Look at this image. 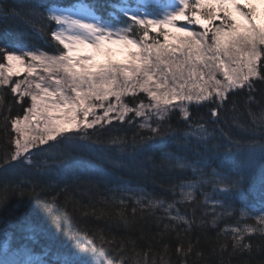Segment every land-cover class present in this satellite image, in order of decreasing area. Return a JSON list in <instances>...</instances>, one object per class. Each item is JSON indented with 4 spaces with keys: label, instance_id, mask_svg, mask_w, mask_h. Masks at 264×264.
I'll return each mask as SVG.
<instances>
[{
    "label": "snow or ice",
    "instance_id": "1",
    "mask_svg": "<svg viewBox=\"0 0 264 264\" xmlns=\"http://www.w3.org/2000/svg\"><path fill=\"white\" fill-rule=\"evenodd\" d=\"M29 14L35 35L42 40L50 36L55 46L51 53L29 48L10 38L7 29L0 37V86L10 87L23 111L22 115H11V104L5 107L6 97L0 96L3 129L6 136L11 134V150L0 157V206L8 202L10 194L23 198L35 190L36 185L31 180L25 184L18 179L21 176L60 177L75 166L100 173L105 164L118 165V160L98 151L90 141L105 125L125 122L129 113L142 118L138 126L151 133L145 139H163L175 135L163 122L178 109L189 122L181 137L183 144H207L215 137L204 123L190 122L189 106L213 105L210 115L215 124L230 94L248 89L251 101L255 82L264 81V0H104L103 4L72 0L67 5L62 0H48L31 8ZM37 21L47 24L37 28ZM118 54L124 58H115ZM139 93L146 95L147 104L140 100L132 107L124 102L129 96L135 100ZM237 130L249 139L233 140L221 129L229 147L217 167L208 160L190 161L174 152L161 153L159 167L191 170L197 176L174 186V190L179 189V199L171 203L147 199L145 204L143 193L136 197L142 210L161 209L167 214L157 219L168 221L165 231L176 232L175 264H188L190 255L202 257L190 240L185 247L183 236L193 221L177 204L195 202L197 191L211 185V195L201 193L204 203L211 201L213 209L231 207L221 197L242 193L252 166L264 161V110L259 118L253 115L247 126L237 122ZM112 143L123 144L117 140ZM86 156L91 159H84ZM236 161L240 162L238 169L232 166ZM209 168L210 173L206 171ZM253 189L258 192L259 207L242 205L240 216L255 223L222 230L232 235L230 245L217 242L221 256L229 246L230 257L250 254L253 245L247 238L253 234L264 237V173L259 188L253 185ZM117 191L134 193L135 189L122 186ZM45 211L59 232L61 218L53 215L50 207ZM211 215L215 226L223 213L213 211ZM120 219L128 223L123 213ZM0 223L5 225L0 228V264H114L102 233H65L68 243L54 248V235L41 224L26 222L20 228L23 235L17 238L7 231L10 222ZM42 238L49 243H41ZM119 247L123 250V243ZM113 253L120 255L115 249ZM169 253L170 245L165 244L159 259H149V250L143 256L137 252L134 260L120 256V264H172L163 258ZM217 264L224 262L221 259Z\"/></svg>",
    "mask_w": 264,
    "mask_h": 264
},
{
    "label": "trees",
    "instance_id": "2",
    "mask_svg": "<svg viewBox=\"0 0 264 264\" xmlns=\"http://www.w3.org/2000/svg\"><path fill=\"white\" fill-rule=\"evenodd\" d=\"M47 2L48 0H0V37H3L7 29L10 38L21 44L29 48L38 47L51 53L55 42L51 41L50 36L47 40L38 38L32 24L29 23L32 19L29 10ZM62 2L67 5L72 0H62ZM98 3L103 4L104 0H98ZM13 10L16 14H13ZM100 11L106 12L107 9L101 8ZM4 13L8 15L5 16ZM46 24L47 21H37L36 27L40 28ZM0 96L6 97L5 107L11 104V115L14 116L17 112L23 114L22 108L15 103L16 97L11 94L10 87L0 86ZM251 96L250 101L248 89L230 94L228 102L220 112V120L215 124L212 123L215 118L210 115V108L213 105L203 103L189 106L190 122L193 125L204 123L209 133L215 137L207 144L197 145L195 142L183 144L181 137L188 130L189 122L185 121L178 109L171 112L163 122V127L167 129L171 126L175 135L169 134L163 139H145L151 136V133L138 126L142 123V118L129 117L123 123L114 121L111 125H105L92 135L90 142L98 151L107 153L111 158L118 160L120 162L118 165L105 164L103 172L100 173L92 171L90 167L75 166L60 177L41 178L35 174L21 176L18 179L25 184L31 180L36 185L35 190L31 195L26 192L23 198L18 193L10 194L8 202L0 206V221L10 222L11 227L8 229L20 236L23 235L20 228L26 222L41 224L54 235L52 242L54 248L68 243L65 233L71 235H79L82 232H88L89 235L94 232L102 233L105 240L109 242L105 247L109 249V254L114 256V264H120V256L134 260L137 252L143 256L149 250L151 252L149 259H159L163 254V246L168 244L170 253L163 258L170 259L172 264H175L178 259L175 253L178 243L176 232L165 231L164 223L168 221L157 219L167 214L161 209L142 210L141 205L136 203L138 194L121 192L117 189L129 185L140 187L146 197L145 204L147 199H162L168 203L179 199V189L174 190V186L184 181L195 180L197 176L191 170H168L166 167H159L161 153L174 152L188 157L190 161L204 159L208 160L212 167H217L229 147L221 129L233 140L249 139L237 130V122L247 126L251 124L253 115L259 118L261 111L264 110V81L255 82ZM140 100L145 103L148 98L144 93H139L135 100L129 96L125 97L124 101L134 107ZM27 105L28 101L25 99L23 106ZM249 112L252 115H249ZM153 126H155L154 123ZM10 135V133L5 135L3 116L0 115V157H3L5 151L11 150L8 144ZM113 140L122 141L123 144H113ZM37 156H34V159ZM84 159H91V157L86 156ZM2 164L3 161L0 160V166ZM232 166L238 169L240 162L236 161ZM206 171L210 173L211 168ZM33 173H35L34 169ZM262 173H264V161H257L248 174L247 182L243 185V192L232 194L226 199L221 197L226 205L231 206L226 209L219 207L213 209L211 201L207 205L204 203L205 195L201 193L211 195V185H204L197 191L195 202L177 204L182 214L193 221V226L183 236L185 247L190 240L196 245V251L202 253V257L190 255L188 264H192L193 261L196 264H217L221 259L224 264H262L264 262V237L259 234H253L246 240L253 245L250 254L236 253L230 257L229 253L232 249L229 246L221 256L217 243L226 241L229 245L231 243L232 233L228 231L224 234L222 230L231 229L237 224L255 223L254 219L241 217L240 209L245 204H259L258 192L253 189V185L256 189L259 188ZM28 188L31 190L32 185L29 184ZM46 207L54 209L53 215L61 218L62 225L59 232L51 225L45 211ZM134 208L135 214H133ZM213 211L223 213L215 226L211 224ZM121 213L127 217V224L120 219ZM205 213L208 214L205 215ZM132 242H135V250ZM41 243H49V241L42 238ZM121 243L124 245L123 250L119 247ZM97 244L99 246V241ZM113 249L120 255H114ZM213 249L217 251L214 253Z\"/></svg>",
    "mask_w": 264,
    "mask_h": 264
},
{
    "label": "rangeland",
    "instance_id": "3",
    "mask_svg": "<svg viewBox=\"0 0 264 264\" xmlns=\"http://www.w3.org/2000/svg\"><path fill=\"white\" fill-rule=\"evenodd\" d=\"M197 30H199V29H197ZM115 58H117V59H123L124 58V55L123 54H118ZM14 79V81H15V77L13 78ZM20 79H23V76H21L20 77ZM124 100H125V98H124ZM125 102V101H124ZM149 101H146L145 102V104H147ZM126 103V102H125ZM129 117H135L134 116V113H129V115H128V117H126V118H129ZM143 122V121H142ZM197 179V178H196ZM127 187H132V188H134L135 189V192L134 193H132V194H140V193H142L143 191H142V189L139 187V188H137V187H134V186H131V185H129V186H127ZM252 206H256V207H259V204L258 205H252ZM244 224H237L235 227H242ZM2 227H5V225L3 224V223H0V228H2ZM7 231L8 232H10V233H13L14 234V236L15 237H17V238H19V237H21L20 235H18V234H16V232L14 231H11L10 229H8L7 228Z\"/></svg>",
    "mask_w": 264,
    "mask_h": 264
}]
</instances>
